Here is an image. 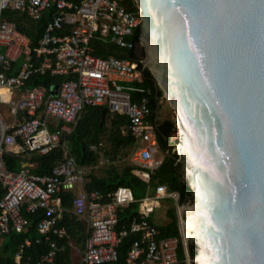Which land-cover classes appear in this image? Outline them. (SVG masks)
<instances>
[{"label": "built area", "instance_id": "built-area-1", "mask_svg": "<svg viewBox=\"0 0 264 264\" xmlns=\"http://www.w3.org/2000/svg\"><path fill=\"white\" fill-rule=\"evenodd\" d=\"M122 1L135 6V0H0V104L7 105L12 116L11 123H5L0 116V238L25 231L23 213L43 211L35 243H47L50 250L32 264H55L57 247L53 239L66 236L65 230L58 227L64 213L58 197L61 192L74 194L70 212L87 224L89 237L82 264H121L117 250L128 235L138 239L122 264L179 263L178 239L162 238L150 221L160 201L171 200L178 210L177 195L165 186L147 189L138 201L136 216L117 231V211L135 202L130 189L117 188L111 202L103 204L98 193L87 194L83 189L91 169L77 167L70 157L42 177L32 175L27 165L16 173L9 172L3 161L7 153L46 155L59 146L66 151L61 137L71 133L85 108L101 107L111 115L126 117L120 132L134 141L128 163L134 168L132 173L148 184L150 175L161 164L155 160L157 121L149 120L147 99L136 103L131 100L130 85L142 83L145 70L142 60L127 55L135 51L133 38L141 20L138 11H127ZM7 10L24 13L34 21L47 16L33 52L29 38L3 16ZM93 41L114 47L124 55L97 58L93 55ZM46 74L73 79L57 85L55 96L54 86L48 91L42 87L26 89L32 76ZM89 150L95 152L96 147L90 146ZM107 164L101 159L92 170ZM29 245L30 241L25 240L24 246ZM183 250L184 263L189 264L184 246ZM20 256L21 251L14 259L19 261Z\"/></svg>", "mask_w": 264, "mask_h": 264}, {"label": "water", "instance_id": "water-1", "mask_svg": "<svg viewBox=\"0 0 264 264\" xmlns=\"http://www.w3.org/2000/svg\"><path fill=\"white\" fill-rule=\"evenodd\" d=\"M135 7L142 66L176 115L187 257L192 243L191 264H264V0Z\"/></svg>", "mask_w": 264, "mask_h": 264}, {"label": "trees", "instance_id": "trees-1", "mask_svg": "<svg viewBox=\"0 0 264 264\" xmlns=\"http://www.w3.org/2000/svg\"><path fill=\"white\" fill-rule=\"evenodd\" d=\"M122 4L127 11L136 13V8L131 2L122 1ZM3 16L29 38V49L33 52L38 47L44 25L48 20L47 16H44L40 21H34L24 13L10 10L5 11ZM139 40L140 33L138 32L133 38L134 44H139ZM91 46L94 50L93 55L97 58L105 59L109 56L120 57L124 55L105 43L93 41ZM127 55L133 60L139 59V53L136 50L129 52ZM141 59H143V54H141ZM17 65L18 63L15 64V67ZM71 79L73 78L70 76L34 75L26 83V89L42 87L48 91L51 86L60 85L62 82ZM130 86L132 87V102H139L142 98L147 99L150 110L149 120L153 123L157 109H159V100L163 94L156 89L152 75L145 69L142 83H133ZM103 109L101 107H87L84 109L71 133L61 137L60 143L65 141L66 151L59 146L46 155H39L38 153L22 155L7 153L3 155L6 169L9 172L16 173L22 165H27L32 175L48 176L54 167L64 162L67 156L74 160L77 167L91 169L86 176L88 183L84 185L83 189L87 194L98 193L101 196V203H110L111 196L119 187L130 189L135 202L127 208H121L117 211V231L128 225L133 217L136 216L138 201L145 196L147 189L153 190L157 186H165L168 192L177 195L178 207L187 203L191 198V192L182 178L181 163L170 146V140L176 131L174 123L168 120H157L156 122V140L158 150L163 153V160L160 162V167L150 175V180L147 184L132 173L134 168L129 163H118L121 160V153L134 145V141L129 135H122L120 132L121 127L127 123L126 117L117 114L111 115L107 112L102 120ZM61 125L59 123L58 127ZM103 141L107 145L106 148L103 147ZM90 146H95L96 151H90ZM101 159L107 160L108 164L105 165L106 169L103 171V175L98 176L94 174L92 169ZM58 197L64 209L63 217L58 223V227L65 230L66 236L62 239H53L57 247L55 264H72L74 249L84 250L89 231L85 219H79L70 212L74 194L61 192ZM23 217L27 221L24 232L19 234L11 232L0 238V264H32L50 250L47 243L40 245L35 243L38 238L36 227L44 217L43 211L39 210L33 214L23 213ZM166 217L168 223L164 226H157V229L162 238L173 237L178 239L177 259L182 261L184 260V250L174 206L167 209ZM137 239L138 237L135 235H128L122 239L117 250L119 263L122 264L124 262L127 252ZM25 240L30 241L28 247L24 246ZM195 250V246L189 243L190 258L194 257ZM19 251H21V256L16 263L14 255Z\"/></svg>", "mask_w": 264, "mask_h": 264}, {"label": "rangeland", "instance_id": "rangeland-1", "mask_svg": "<svg viewBox=\"0 0 264 264\" xmlns=\"http://www.w3.org/2000/svg\"><path fill=\"white\" fill-rule=\"evenodd\" d=\"M0 116L3 118L5 123H11L12 122V116L9 113V107L7 105L0 104ZM157 116H158V121L168 120V121H171L172 123H174L176 131L170 140V146L173 148L172 151L174 153H176V155L178 157V161L181 163L180 157L178 155L179 131H178V126H177V122H176V115H175L174 110L169 105L168 101L165 99V97L163 95L159 100V109H158ZM103 147H105V148L107 147V145L104 141H103ZM120 156H121V160L118 163H120V164L121 163H128V150L123 151ZM155 160L157 162H161L163 160V153L161 151L158 150V152L155 156ZM105 167L106 166H99L97 169H94L93 170L94 174L98 175V176H102L103 171L106 169ZM172 204H173V201H171V200L160 201V203H159L160 206L157 209H155L153 214H152V220L155 224L161 225V224L166 223L167 218H166V215L164 214L165 209L169 208V207H173ZM185 206H186V203L181 207H185ZM181 207H178V210ZM174 208L176 211V215H178V210L176 209V207H174ZM82 255H83V250H80L79 248H75L72 263L73 264H79L81 262ZM184 262H185V258H184V260L179 261L178 264H185ZM188 263L191 264L189 256H188Z\"/></svg>", "mask_w": 264, "mask_h": 264}, {"label": "crops", "instance_id": "crops-1", "mask_svg": "<svg viewBox=\"0 0 264 264\" xmlns=\"http://www.w3.org/2000/svg\"><path fill=\"white\" fill-rule=\"evenodd\" d=\"M107 113V112H106ZM132 149H133V146L131 147V148H128L127 150H128V156L130 155V153H131V151H132ZM173 206H174V204H172ZM175 207V206H174ZM169 208H171V207H169ZM169 208H166L165 209V215H166V211H167V209H169ZM167 218V217H166ZM150 221L157 227V226H164V225H166L167 223H168V219H167V221H166V223L165 224H161V225H157V224H155L154 222H153V220H152V215H151V217H150ZM72 259H73V257H72ZM15 262L17 263L18 262V260H15ZM80 263H82V257H81V262ZM73 264V263H72Z\"/></svg>", "mask_w": 264, "mask_h": 264}, {"label": "flooded vegetation", "instance_id": "flooded-vegetation-1", "mask_svg": "<svg viewBox=\"0 0 264 264\" xmlns=\"http://www.w3.org/2000/svg\"><path fill=\"white\" fill-rule=\"evenodd\" d=\"M135 50L136 51H138V53H139V60H143V59H141V54H143V58H144V51H143V49L140 47V45L139 44H136L135 45ZM181 174H182V178H183V180H184V177H183V172L181 171ZM185 181V180H184Z\"/></svg>", "mask_w": 264, "mask_h": 264}, {"label": "bare ground", "instance_id": "bare-ground-1", "mask_svg": "<svg viewBox=\"0 0 264 264\" xmlns=\"http://www.w3.org/2000/svg\"><path fill=\"white\" fill-rule=\"evenodd\" d=\"M183 235H184V233H183Z\"/></svg>", "mask_w": 264, "mask_h": 264}]
</instances>
